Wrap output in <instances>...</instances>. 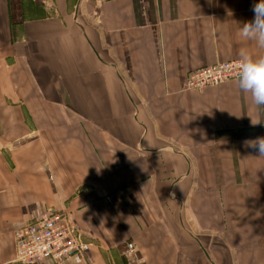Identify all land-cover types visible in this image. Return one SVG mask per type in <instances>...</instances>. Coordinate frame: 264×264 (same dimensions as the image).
I'll list each match as a JSON object with an SVG mask.
<instances>
[{
    "label": "crops",
    "instance_id": "1",
    "mask_svg": "<svg viewBox=\"0 0 264 264\" xmlns=\"http://www.w3.org/2000/svg\"><path fill=\"white\" fill-rule=\"evenodd\" d=\"M256 2L0 0V264H264V156L243 146L264 109L238 77L184 88L264 55L239 36ZM48 210L85 250L18 261Z\"/></svg>",
    "mask_w": 264,
    "mask_h": 264
},
{
    "label": "built area",
    "instance_id": "2",
    "mask_svg": "<svg viewBox=\"0 0 264 264\" xmlns=\"http://www.w3.org/2000/svg\"><path fill=\"white\" fill-rule=\"evenodd\" d=\"M105 0H94L101 3ZM238 59L203 66L187 74L185 89L201 90L206 86L238 77ZM16 257L33 262L49 257L58 262L73 253L83 252L86 244L69 212L48 210L15 230Z\"/></svg>",
    "mask_w": 264,
    "mask_h": 264
},
{
    "label": "clouds",
    "instance_id": "3",
    "mask_svg": "<svg viewBox=\"0 0 264 264\" xmlns=\"http://www.w3.org/2000/svg\"><path fill=\"white\" fill-rule=\"evenodd\" d=\"M252 12L253 18L240 24L239 36L254 42L258 49H264V0L254 3ZM238 70L239 90L245 95L251 94L258 110L264 109V55H254L247 48H242L239 52ZM251 124L262 125L264 121L251 120ZM243 146L252 149L258 156H264V136L245 140ZM209 234L218 235L216 232Z\"/></svg>",
    "mask_w": 264,
    "mask_h": 264
},
{
    "label": "rangeland",
    "instance_id": "4",
    "mask_svg": "<svg viewBox=\"0 0 264 264\" xmlns=\"http://www.w3.org/2000/svg\"><path fill=\"white\" fill-rule=\"evenodd\" d=\"M235 79V78H234ZM220 83H222V82H220ZM217 84H219V83H217ZM213 85H215V84H213Z\"/></svg>",
    "mask_w": 264,
    "mask_h": 264
}]
</instances>
